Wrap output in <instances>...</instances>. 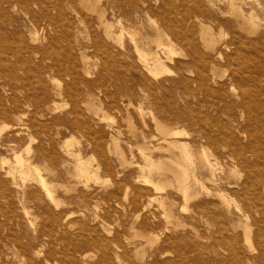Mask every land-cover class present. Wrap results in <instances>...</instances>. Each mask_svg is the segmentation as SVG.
Instances as JSON below:
<instances>
[{"label":"rangeland","instance_id":"rangeland-1","mask_svg":"<svg viewBox=\"0 0 264 264\" xmlns=\"http://www.w3.org/2000/svg\"><path fill=\"white\" fill-rule=\"evenodd\" d=\"M102 1L107 2V0ZM191 1L189 3L193 4ZM198 1L201 3L205 0ZM212 1L215 2L216 8L210 10L212 18L216 21L213 26L215 39L211 44L210 34L202 32L199 26L195 27L192 17L187 21L188 26L185 27L179 15L185 0H149V12L139 11L131 22L126 21L128 16L123 18L126 24H130L126 27L137 28L142 33L138 43L142 46H146V40L158 36L159 28L161 38H164L162 41L165 42L167 39L166 41L173 42L174 52L170 55L173 60H170L169 54L164 51L158 54L166 66L162 68L164 73L161 69L159 72L163 74L158 72L157 77L155 75L156 78L145 68L140 59V52L133 47L135 43L129 38L130 35L124 36L127 32L122 35L125 38L121 39V42L116 41L111 44L112 54L105 49L95 48L94 32L101 31V28L99 30L97 27V12L93 11L84 0H52L56 8L52 10L55 20L51 38H48L51 33L44 36L43 30L38 27L39 30H35L34 43L29 31L30 26L24 25L23 22L19 24L20 27L17 26V30L21 32L20 35L15 30L7 34V42L12 46L21 44V47L25 48L28 42L32 46H49L50 51L45 59L40 53L31 55L32 65L36 63L39 66L34 64L33 69L28 72L18 70L24 77L28 85H26L27 93L32 98L45 94L49 100L45 104L41 102L40 105L24 106L26 115L21 120L11 116L0 117V172L2 171L0 173V264H74L72 259H75V264L77 262L79 264H118L119 257L122 264H128L129 260L132 264H213L211 251L215 248L214 245L218 239L215 233V222L210 214L193 215L199 201L210 199L206 196V190L200 189L199 185H195L192 181L191 196L186 198L178 188L174 172L160 169L162 166L172 165L170 161L173 157L180 159L183 157L180 148L168 149V143L164 141L167 135L163 126L167 123L165 117L169 101L166 91L172 82V126H179L181 130L186 129L185 135L183 134L184 136L178 140L190 142L197 138V133L194 132L197 125L193 123L191 125L190 121L180 119L183 108L186 111L190 110L188 108L190 102L196 115L198 108L201 110L199 113L201 117L204 114L209 115L213 123L211 121L208 124L203 123V126L209 130L215 127L220 128L222 122L245 124L246 127L251 128L249 130L261 143L259 151L262 152L263 157L260 159V166L264 170V67L257 78L255 77L256 84H247L253 90L255 104H257L249 108L241 107L243 98L230 90L231 66L229 67L227 62L228 50L223 47V43L235 35L236 39L246 46V52H249L255 60L264 59V0H236L247 15L252 13L258 15L261 28L255 35L238 29V20L229 14L227 0ZM107 9L108 17L114 25L116 23L113 28L119 30L116 18H111L110 6L107 5ZM203 19L210 20L208 15H205ZM222 21L226 22L222 24ZM68 25L70 30L66 31ZM185 28L191 35L194 30L199 31L197 35L200 45L206 54L205 62H200V69L208 79L203 77L202 84L194 81L197 77L194 68L179 67L181 61L188 59L182 53L190 49L182 40ZM65 37L67 40L64 39ZM151 47L156 48V44L152 42ZM17 51L0 55L2 56L1 68L4 65L7 68L11 65L15 66L18 60L23 58L21 52ZM74 61L77 62L76 69L66 71V68H74ZM51 65L54 67L50 68ZM66 72H72V74L68 75ZM183 74L188 80L190 90L183 88L181 83ZM74 77L78 82L72 86V90L77 89L84 94V100L79 103L76 100L73 102L65 93L70 83L74 85ZM0 82V96L5 100L9 94V86L3 83V78ZM235 86L236 92L246 88L242 83H236ZM191 90H195L194 98L186 94V91ZM24 93L26 92H21L20 96ZM222 108L225 111H216ZM251 115L254 118L252 117L249 121ZM219 117L222 120L216 123L217 120L214 119ZM17 132L20 135L17 140H14L13 135ZM196 145L197 147L193 146V149L199 151L200 146L197 142ZM206 148L210 155L214 152L210 146ZM66 149L80 150V157L84 162L81 165L90 167H88L90 170L88 175L79 173L76 168L77 162L74 157L66 153ZM18 154L23 161L33 160L34 165L40 169L52 167L59 171L57 175L51 176L44 169L41 170L48 179V183L55 185L53 195L55 198L58 197L56 203L46 199L47 190L39 182V184L36 183L35 170L29 171L31 174L34 171V175L29 172L26 174L23 170L25 165L23 167L17 165ZM152 156L155 164L160 168L153 169L150 166L151 161L149 162L146 158ZM64 161L67 163L66 166ZM182 161L185 166L188 164L190 169L195 168L194 163V166L190 164L192 160L186 162V159H182ZM221 161L231 181H238L244 177L243 170H233L235 171L233 175V171L229 172L228 166L223 160ZM160 173L163 174L162 177ZM236 174L237 176L242 174V176L237 177ZM149 176L160 182V185L149 183ZM198 190L202 194L197 193ZM112 193L114 195H111ZM149 197L153 198L150 204ZM235 200L240 206L245 205L239 197H235ZM140 204L145 205V211L138 209ZM65 213H70L69 218L60 225ZM62 217L63 219H60ZM252 218L264 220V215L253 212L251 216L244 217L235 211L233 222L243 220V223H251ZM56 219L57 224H55ZM49 220L53 225L49 223ZM178 223L181 225L176 226ZM142 224L144 227L141 226ZM82 226L88 229L92 227L89 231L88 229L85 231ZM237 232L240 234L237 246L248 248L243 241V228H238ZM100 235L107 240V244L103 247L97 244L96 239ZM170 237L173 240L172 244L167 242ZM112 238L113 240L119 238L118 245ZM196 244L201 246L202 250L196 249ZM73 246H76V251ZM124 250L128 252V255L130 254L125 258L122 257L127 253ZM219 250L224 256V251L221 248Z\"/></svg>","mask_w":264,"mask_h":264},{"label":"bare ground","instance_id":"bare-ground-1","mask_svg":"<svg viewBox=\"0 0 264 264\" xmlns=\"http://www.w3.org/2000/svg\"><path fill=\"white\" fill-rule=\"evenodd\" d=\"M84 1L89 6H91L93 11L97 12L96 23H97V27L99 28V30L101 28V31H96V32L93 31L94 37L93 36L92 37L94 39H96V42H95V48L96 49H98V50L99 49H101V50L105 49L110 54L111 53L110 48L112 46L111 44H113L116 41H120L121 39H124L125 37L123 38L122 35L124 34V32H127V34L124 36L130 35L129 38H131L132 41L135 43V46H133V47L134 48L136 47L135 50L140 52L141 61L143 62L145 68L148 69L150 75L151 74L154 75V78H156L157 77L156 74H158V72L161 71V69L165 68V66H166V65H164V62L161 60V57L158 56L160 51L161 52L164 51V53L165 52L168 53L169 57L167 56V54L165 55V57L166 58L168 57L170 60H173V58L172 59L170 58L171 57L170 55L174 52L173 42L171 40L166 41L167 39L165 40V42L162 41V40H164V38H161L160 28L158 29V36L154 39L146 40V43H145L146 46H142V45L138 44V43H140L139 41H140V37L142 36V33H140L137 28L130 29L132 27H130V26H129L130 28L126 27V25H128L129 23L126 24V22L123 21V18L125 16H128L126 18L127 19L126 21L131 22L133 20V18L137 16L138 12L141 10L145 11V12H149V8H150L149 3H148L149 0H141V2H140V0H123L122 2L118 1V0H107L106 3L102 0H84ZM190 1L191 0H185L183 10L181 12L178 11L179 15L182 17V19L185 23V27L188 26V25H186V24H188L187 21H189V19L192 17L194 20L195 27L199 26L202 29V32L210 34V44H211V42H213L215 39V32H213V30H214L213 26L215 25L216 20L214 18H212V13H211L210 9H215L216 4L212 0L211 1L205 0L204 2H201V3H199L198 0H192L193 4H190L189 3ZM227 2L229 5V14L238 20L237 27L240 31L247 32L248 34H251V35H255L256 33L259 32V28H261V27H260V22L258 20L259 17L257 14L252 13L250 15H247L244 12V9L242 8V6H240L236 0H227ZM165 4H167V3H165ZM107 5L110 6L111 18L112 19L116 18V20H117L116 22L119 24L118 25L119 30H115L113 28V26H115L116 23L114 25V22L112 20H110V18L108 17ZM53 8H56V6H55V4H53L52 0H0V55L2 53H8V54L15 53L17 50H19V52H21V54L23 55V58L21 60H18V62L16 63L15 66L11 65L7 68V67H4V66H6V65H4L3 68H1V65H0V79L3 78V83L5 85L9 86V87L7 86L9 88V94L7 95L5 100L0 96V117H2V118L6 117V116H11V117H14L16 120H21L26 115V111L24 109L25 108L24 106H26V105L31 106L32 104L40 105L41 102L43 104H45L49 100L45 94L39 95V97L32 98V96L27 93V90H28L27 86L28 85H27L24 77H22L18 71V70H22L24 72H28L30 69H33V65L35 64V66H36L37 64L34 63L35 61H33L34 64L32 65L31 55L33 53H40L42 55L43 59H45L46 54L48 53V51H50L49 46H44V45L43 46H40V45L39 46H37V45L32 46V44H30V42H28L30 45L28 43H26L25 48L21 47V44L12 46L11 44H9L7 42L8 41L7 34L11 30H15L20 35L21 32L18 31L17 28L20 27L19 24L21 22H23L24 25L30 26L29 31H30V34L32 37V41L35 40V33H36L35 30L38 31L39 30L38 27H40L43 30V33H42L43 35L44 34L50 35V33H51L50 37L48 36V38L53 37L52 32L54 31V20H55V15H53V13H52ZM206 9H208L207 12H206ZM205 15H208L210 20L203 19L205 17ZM225 22L226 21H222V24ZM166 25H167V23H166ZM176 28H175V31H176ZM67 29L70 30L69 25H68V28L66 27V31H68ZM179 29L181 30V27ZM66 31H65V36L67 37ZM197 32H199V31H197ZM197 32H196V30H194V33L191 35L188 33V30L185 28L184 32L182 33L183 34V37H182L183 43H184V45L189 46L190 49L189 50L187 49L186 52L182 53L183 56H185L188 59H187V61H185V59H184L183 62L180 60L181 62L179 64V67L180 68H183V67L184 68H188V67L194 68L196 70L195 73H197V77L194 81L196 83L198 81L197 84H202L203 83V77L206 80L208 79L207 75H205L203 73V71L200 69V62H205L206 54L202 50V46L200 45V40H199V36L197 35L198 34ZM73 34H74V32H73ZM182 34H180V35H182ZM53 35H55V34H53ZM238 35L240 36V34H238ZM38 36H39V33H38ZM66 37L64 38L65 40H67ZM38 38L40 39V37H38ZM43 38H45V37H43ZM72 39L74 40V37H72ZM73 42H75V40ZM76 42L78 43V41H76ZM152 42H154L156 44V48L151 47ZM223 44H224L223 47L226 50H228L227 62L229 64V67L231 66V69H230V71H231V73H230L231 82H229L230 86H231L230 90H232L233 93H236L237 96L239 95V96H241V98H243L241 107H245V108L254 107V104L256 102L255 101L256 98L254 99L255 96H253L254 95V93L252 92L253 90L251 88H249L248 85H252V83H254L253 85L256 84V82H254L255 77L257 78L258 74L261 72L262 68L264 67V65H263L264 62L262 63V61H264V59L259 60V61L255 60L249 52H246L247 51L246 46L243 45L242 41H238L236 39L235 35L232 36L230 40H228L227 42H225ZM73 45H74V43H73ZM19 47H20V49H19ZM175 47H176V45H175ZM73 49H75V48H73ZM209 51H211V50H209ZM219 54L221 57V52H219ZM32 59H34V58H32ZM74 59H76L75 56H74ZM1 60H2V56H0V62H1ZM225 61H226V59H225ZM76 63L77 62L74 61V64H73L74 68L73 67H71V69L66 68V71H70V70L74 71L76 69V66H77ZM172 63H173V61H172ZM170 65H171V63H170ZM37 66H39V65H37ZM214 66H215V64H214ZM53 67H54V65L50 66V68H53ZM167 68H168V66H167ZM211 69H212V67H211ZM215 70H216V68H215ZM161 72H163V69ZM161 72H159V73H161ZM66 73L68 75L72 74V72H66ZM163 73H161V74H163ZM169 73L171 74V72H169ZM173 74H174V71H173ZM155 75H156V77H155ZM80 79H81V77H80ZM172 80L175 81V79H172ZM194 81L192 80V82H194ZM73 82H74V85L72 83H70L67 86L65 93L71 100H73V102H75L74 100H76V102L79 103L80 101L84 100V94L79 92L77 89L72 90V86H75L76 85L75 83L78 82L76 77H74ZM181 83L183 85V88H185L186 90H190V86L188 85V80L184 74L181 76ZM236 83H242L243 87L246 86V88H242L241 92H239V91L236 92L235 91L237 88L235 86ZM220 86H222V85H220ZM81 91H82V89H81ZM21 92L22 93L26 92V93H24L23 95L20 96ZM166 92H167V97H168L169 101H168V108H166V117H165V118H167V123L165 124V126H163L164 132L167 135V137L164 138V141L168 143L167 144V146H169L168 149H170L171 147L180 148L181 151L183 152L182 159H184V160L186 159V162H187V160L188 161L192 160L191 163L190 162L189 163L192 164V166L195 165V168L192 170L187 166L188 164L185 166L182 159L177 158V157H173L171 159L170 163L172 165H170L169 167L162 166L161 168L155 164L153 156L149 157V158H146V157L145 158L149 159V162L151 161L149 164L153 169L157 167V168H160L162 170L166 169V170L174 172L175 179L178 182V188L181 189L180 191L183 192L182 194L184 195V197L187 198L188 196H191L190 195L191 194L190 188L192 186V181L195 185H199L200 189L206 190V196H208L210 199L206 198L204 200L199 201L194 208L193 215L205 216V215L210 214L212 219L215 222V225H216L215 233L217 234L218 239H217V242H215V245H214L215 248L212 247L213 251H211L212 256H213V258H211V260H212L213 264H264V220L252 218L253 221L251 223H247V222L243 223V220H239L237 223L233 222V215H234L235 211H238L244 217L251 216L253 212L254 213L256 212V214L257 213L261 214L262 216L264 215V197H263V194H264V170L260 166V159H261V157H263L262 152L259 151L260 146H261L260 141L257 140L256 137H254L253 132L251 130H249L251 128L246 127L245 124L240 125L237 123L233 124L232 122L230 124L228 122H225V123L222 122L223 124L222 125L220 124V128L215 127L212 130L205 128L203 126V123L205 122L206 124H208L211 121L210 120L211 118L207 114H204L205 116L202 115V117H201L199 115V113H201L200 108H198V113L196 115L192 109L193 105L190 102H189V107H188L190 110L186 111V109L183 108L182 112L180 113L181 114L180 119H181V121H187V122L190 121L189 122L190 124L193 123V124L197 125V127L194 128V132L197 133V138L191 140L190 142L185 141V140H178L180 137L185 135L186 129L182 128L185 130L184 131V130L179 129L178 128L179 126L178 127L172 126V124H173L171 121L172 112H173L171 110V108H172V97H173V84H172V82H171V85H169L167 87ZM194 92H195V90H191L189 92L186 91V94L188 93V95L191 96V98H194V96H195ZM213 106L215 107V104ZM220 107H222V106H220ZM216 111H225V110H224V108H222V109H216ZM163 114L165 115V112ZM163 114H162V116H163ZM249 117H250L249 121H251L253 116L251 115ZM168 119H169V121H168ZM214 120H217V121H215L217 123L219 120H222V119H220V117H219V118H216ZM249 123H247V124H249ZM193 124H191V125H193ZM212 126L213 125H211V127ZM18 135H20L19 132L15 133L13 135L14 136L13 139L17 140L19 137ZM70 139H72V138H70ZM73 140H74V138H73ZM245 140H247V141L245 142ZM196 142L198 143V146H200L199 151L198 150L195 151L193 149V146L197 147ZM69 144H70V142H69ZM70 145L69 146L67 145V146L70 147ZM206 146H210L213 149L214 152L211 154L212 156L208 153L209 151L207 152ZM212 149H210V150H212ZM65 151H66V153H68L69 155L74 157L75 161L77 162L76 168L78 169L79 173L81 172V174H83V175H88L90 173V170H89L90 167L89 166L86 167V165H84V166L81 165V164H84V162L80 157V150L66 149ZM174 154H176V153H174ZM33 155L34 154H32V156ZM17 157L19 158V154ZM83 158H84V156H83ZM1 160H3V159H1ZM221 160H223V162H225L226 166H228L229 172H231L233 170H235V171L236 170L237 171L243 170L245 172L244 177L242 179H239L238 181H231L229 179L228 172L225 170L224 166L221 165V162H222ZM32 161H30L29 159H27V161H23V159L19 158L17 165L18 166L22 165V167L25 165L23 170L26 174L29 171L35 170V173L33 171L32 174L33 173L36 174V176L34 177V179H36L35 180L36 183L39 182L42 185V187L47 190V191L44 190V191H46V193L43 192V193H45V195L48 194L46 199L50 202L52 201V202L56 203L57 202L56 198H58V197L55 198L53 195L55 185L48 183L49 182V181H47L48 179L44 176V174L41 173V170L44 169L45 172L49 173V175L51 174V176L57 175L59 173V171L52 168L51 166H50L51 168L46 167V168L40 169V167L35 166ZM193 163H194V165H193ZM12 164H15V163H12ZM66 164H67L66 161H64V166H66ZM146 166H148V165H146ZM0 167H1V165H0ZM173 167H177V168H173ZM15 169H17V168H15ZM15 169H14V172H16ZM10 170H12V169H10ZM17 170H19V169H17ZM25 170H27V171H25ZM75 171H76V169H75ZM235 171L232 172L233 175H235ZM14 172H12V173H14ZM24 172H19V173H24ZM29 174H31V173L29 172ZM143 175L145 177V174H143ZM162 175L163 174L160 173V177H162ZM236 176H237V174H236ZM241 176H242V174L239 177H241ZM237 177H236V179H237ZM30 178L33 179L32 177H30ZM148 179H149V183L160 185V182H157L156 179H154L150 176ZM84 180H85V177H84ZM82 182H83V180H82ZM144 182H146V181H144ZM143 184H145V183H143ZM196 192L197 191H195V195H196ZM197 193H200L199 190ZM200 194H202V193H200ZM45 195L43 194L42 196H45ZM111 195H114V194L112 193ZM170 195H171V193H170ZM82 196H83V194H82ZM235 197H239L241 200H243L245 205L240 206L239 204H237ZM194 199H196V198H194ZM152 200H153V198L149 197L148 203ZM36 204H38V203H36ZM194 205H195V203H194ZM133 206H135V205H133ZM184 206H182V207L184 208ZM144 207H145V205L140 204L138 209L144 210ZM186 207H187V205H186ZM50 209H51V207H50ZM52 211H54V210H52ZM138 212H139V210H138ZM53 214L54 213H52V215ZM61 214H62V212H61ZM133 214H135V213H133ZM69 215H70V213L64 214V216H63L64 220L60 221V225H62L63 222H65L69 218ZM47 216H49V215H47ZM63 217L60 219H63ZM92 218H94V217H92ZM95 219H96V217L94 218V220ZM97 219H98V216H97ZM182 219H183V216H182ZM134 220H136V219H134ZM142 220H139V221H142ZM248 220H250V219L248 218ZM52 221L54 222V220H52ZM180 221H183V220H180ZM57 222H58V220L56 219L55 224H57ZM49 223H51V221ZM208 224H209V221H208ZM70 225H72V224H70ZM177 225L179 226L181 224L178 223V224H176V226ZM85 226H86V224H85ZM141 226L144 227L143 224ZM91 227L89 229H91ZM94 227H95V225H94ZM240 227L243 228V236H244L243 241L246 243V246L248 248H246L244 246H237V243H239V239H240V236H239L240 234L237 232V229ZM82 228L85 231L88 229V228H85L83 226H82ZM89 229H88V231H89ZM96 229H98V228H96ZM154 229L155 228L153 227V230ZM172 229H174V228H172ZM190 230H191V228H190ZM127 232H128V230H127ZM119 234L121 235V233H119ZM127 235H129V234H127ZM101 236L102 235H100V237H98L96 240L98 242L97 244H99L100 246L103 247L107 244V240ZM163 236H164V234H163ZM195 237H196V235H195ZM113 238H115V236ZM113 238H112V240H113ZM166 239H167V237H166ZM118 240H119V238L118 239L116 238L113 240V242L114 243L117 242L116 244L118 245V242H119ZM168 240L169 241H167V242H169L171 244L173 243V240L171 239V237ZM202 241H204V240H202ZM129 242H127V243H129ZM164 242L166 243L165 239H164ZM206 242H207V240H206ZM210 242H209V244H210ZM196 245H197V247H195L196 249L202 250L200 248L201 246H199L198 244H196ZM164 246H166V245H164ZM216 246H218V247H216ZM73 247L75 249L76 246H73ZM219 247L221 248L222 251H224V253H225L224 256L221 254ZM114 248H115V246H114ZM110 249H111V247H110ZM158 249L159 248H157V250ZM111 250H110V253H111ZM75 251H76V249H75ZM125 252H127V251H125ZM162 252L164 254V251H162ZM121 254H123V252ZM124 255L125 256H122V257L125 258L126 255L129 256L130 254L128 255V252H127ZM119 256L120 255H118V257ZM122 260H123V258H122ZM72 261L75 264V259H72ZM118 261H119L118 264L123 263L120 260V257H119ZM77 264H79V263L77 262ZM128 264H132V262L129 260Z\"/></svg>","mask_w":264,"mask_h":264}]
</instances>
